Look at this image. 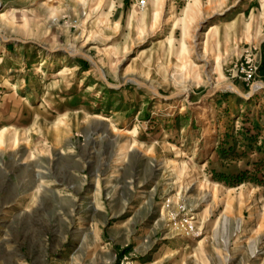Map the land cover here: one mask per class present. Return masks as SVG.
Segmentation results:
<instances>
[{"label":"rangeland","instance_id":"obj_1","mask_svg":"<svg viewBox=\"0 0 264 264\" xmlns=\"http://www.w3.org/2000/svg\"><path fill=\"white\" fill-rule=\"evenodd\" d=\"M139 1L0 0V264H264V0Z\"/></svg>","mask_w":264,"mask_h":264},{"label":"bare ground","instance_id":"obj_2","mask_svg":"<svg viewBox=\"0 0 264 264\" xmlns=\"http://www.w3.org/2000/svg\"><path fill=\"white\" fill-rule=\"evenodd\" d=\"M170 15H171V16L169 17L170 27H171L172 29H174V28L176 27V16H175V13H171ZM169 31H170V30H169ZM167 33H169V32H167ZM229 87H230V89H232V90L235 91L234 87H232V86H229ZM224 88H225V85H224ZM128 148H129V143L126 142V143H125V144L119 149V151H118V153H117V159H118V160H121V159L124 158V156H125L126 153L128 152ZM174 170H175L176 172H179V171H180V167H179V166H175V167H174ZM142 202H144V201H142ZM166 249H167V248H166ZM173 253H174L173 250L168 249V250H166V252L164 253V257H165V258L171 257ZM162 256H163V255H162ZM164 257H163V258H164Z\"/></svg>","mask_w":264,"mask_h":264},{"label":"built area","instance_id":"obj_3","mask_svg":"<svg viewBox=\"0 0 264 264\" xmlns=\"http://www.w3.org/2000/svg\"><path fill=\"white\" fill-rule=\"evenodd\" d=\"M143 5H144V2L141 0V1H139V6L140 7H143Z\"/></svg>","mask_w":264,"mask_h":264}]
</instances>
